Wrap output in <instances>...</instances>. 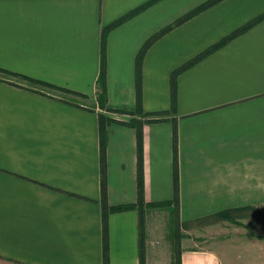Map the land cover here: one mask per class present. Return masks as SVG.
Masks as SVG:
<instances>
[{"label": "crops", "instance_id": "0c3cea01", "mask_svg": "<svg viewBox=\"0 0 264 264\" xmlns=\"http://www.w3.org/2000/svg\"><path fill=\"white\" fill-rule=\"evenodd\" d=\"M147 1L0 0V71L48 85L0 72V264H104L100 113L114 120L107 125L110 206L138 200V137L116 122L125 115L98 105L102 33ZM206 1L161 0L110 32L108 111L136 112L141 48ZM263 13L264 0H224L144 57L142 110L145 119H160L134 116L144 121V199L174 200L176 129L183 222L231 211L264 215V21L184 71L175 110L171 94L177 68ZM107 219L109 264H141L138 211ZM144 252L145 264H169L151 245ZM181 264L223 260L211 246L183 248Z\"/></svg>", "mask_w": 264, "mask_h": 264}, {"label": "trees", "instance_id": "16d2710c", "mask_svg": "<svg viewBox=\"0 0 264 264\" xmlns=\"http://www.w3.org/2000/svg\"><path fill=\"white\" fill-rule=\"evenodd\" d=\"M161 0H148L147 2L143 3L142 5L136 7L135 9L129 11L119 19L115 20L108 26L103 29L102 33V46H101V71L98 80L97 86V100L98 105L101 109H107V84H106V50H107V39L110 32H112L117 27L121 26L128 20L136 17L137 15L141 14L143 11L147 10L154 4L158 3ZM224 0H208L195 9L189 11L182 17L178 18L172 24L164 27L159 32L154 34L150 37L144 46L141 48L140 52L137 56V68H136V92H137V107L136 112L142 118L149 116L148 114L144 113L142 110V65L144 57L149 50V48L160 38L174 30L175 28L181 26L182 24L186 23L187 21L191 20L195 16L201 14L202 12L216 6L217 4L221 3ZM264 21V13L260 16L256 17L255 19L251 20L247 24L241 26L240 28L236 29L220 41L216 42L199 55L194 57L192 60L188 61L181 67L177 68L171 76V94H172V110L176 109L177 104V93H178V77L189 68L197 65L202 60L206 59L207 57L211 56L218 50L224 48L229 43L240 37L241 35L247 33L252 28L260 24ZM3 72L11 77L20 79V80H27L29 82L35 84H41L44 86H48L47 84L37 82L35 80L26 78L22 75L15 74V73H8L5 71ZM50 87V86H49ZM122 112H128L122 110ZM132 113V112H129ZM162 114V113H160ZM100 119V149H101V204L103 209V240H104V264H109V257H108V215L110 213L116 212H124L129 210H136L138 211L139 218H140V227H143V216L144 210L147 207H161V206H171L175 205L176 208L179 209V179H178V161H177V130L175 129L174 132V162H175V177H174V186H175V197L172 201H163L157 203H147L144 199V168H143V123L142 119H134L130 123L119 122L122 124L129 125L131 127L136 128L137 130V137H138V176H137V183H138V200L135 204H127V205H118V206H110L108 201V180H107V162H106V153H107V146H108V131L107 125L114 120L110 117L105 115L99 116ZM160 121V119H145V122H156ZM179 212V211H178ZM142 246L141 252V264H145V255ZM181 264V253L178 255V263Z\"/></svg>", "mask_w": 264, "mask_h": 264}, {"label": "rangeland", "instance_id": "374dc122", "mask_svg": "<svg viewBox=\"0 0 264 264\" xmlns=\"http://www.w3.org/2000/svg\"><path fill=\"white\" fill-rule=\"evenodd\" d=\"M102 110L105 113L125 115L122 117L123 121L128 123L135 119L134 116H139L137 112L133 114L122 110ZM178 211L175 205L145 208L143 227H140L141 245H145L143 250L146 245H151L160 251L159 254L164 256L169 264H177L178 255L183 248L198 249L211 246L220 253L223 264H264V245H250V238L264 241V215H257L254 211H231L217 217L183 222ZM226 240L230 241L231 245H208L211 241Z\"/></svg>", "mask_w": 264, "mask_h": 264}]
</instances>
